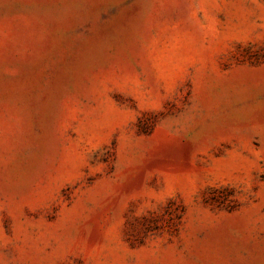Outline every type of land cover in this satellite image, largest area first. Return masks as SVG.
<instances>
[{
  "label": "rangeland",
  "instance_id": "1",
  "mask_svg": "<svg viewBox=\"0 0 264 264\" xmlns=\"http://www.w3.org/2000/svg\"><path fill=\"white\" fill-rule=\"evenodd\" d=\"M0 264H264V0H0Z\"/></svg>",
  "mask_w": 264,
  "mask_h": 264
}]
</instances>
